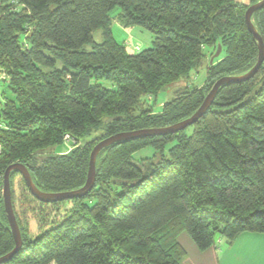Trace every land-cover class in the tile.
I'll list each match as a JSON object with an SVG mask.
<instances>
[{"label": "trees", "instance_id": "1", "mask_svg": "<svg viewBox=\"0 0 264 264\" xmlns=\"http://www.w3.org/2000/svg\"><path fill=\"white\" fill-rule=\"evenodd\" d=\"M247 1L0 0V78L15 97L0 102V188L18 163L43 192L78 190L100 141L194 115L220 78L258 61L245 13L261 0ZM117 7L119 23L149 31L152 47L131 54L115 39ZM252 19L264 40V8ZM219 45L211 64L205 50L212 58ZM203 67L204 84L190 85ZM171 86L173 98L152 113L146 97ZM95 133L102 137L78 146ZM64 143L72 147L59 152ZM145 148L153 155L137 159ZM11 187L23 248L5 264H181L183 232L202 251L218 238L231 245L262 234L264 64L253 79L222 86L185 130L104 149L84 198L43 203L17 171ZM14 248L0 193V258Z\"/></svg>", "mask_w": 264, "mask_h": 264}, {"label": "water", "instance_id": "2", "mask_svg": "<svg viewBox=\"0 0 264 264\" xmlns=\"http://www.w3.org/2000/svg\"><path fill=\"white\" fill-rule=\"evenodd\" d=\"M264 8V0H261L251 5L245 13V21L249 32L253 35L257 47H258V61L255 66L247 73L235 76H225L220 78L212 87L208 95L205 97L202 105L190 118L176 123L172 126L155 129H142L131 132H122L110 136L100 141L93 149L90 155L89 172L85 185L74 191L62 192V193H46L41 191L34 183L28 168L22 164H13L9 166L3 175V202L5 207V213L10 226V230L15 242V248L7 255L0 258V264H5L13 259L23 248V238L18 224L16 214L13 207L12 199V187H11V173L17 171L24 179L30 193L39 201L47 204L58 203L66 200H72L75 198H84L87 196L95 185L96 180V165L99 154L106 148L113 144L120 142H129L138 139L154 137V136H167L173 135L186 128L196 124L211 108L220 88L226 84H238L253 79L260 71L264 64V40L261 34L256 29L253 23V15ZM222 53V46H218L216 54L211 58V64L214 63L215 59L218 58Z\"/></svg>", "mask_w": 264, "mask_h": 264}, {"label": "rangeland", "instance_id": "3", "mask_svg": "<svg viewBox=\"0 0 264 264\" xmlns=\"http://www.w3.org/2000/svg\"><path fill=\"white\" fill-rule=\"evenodd\" d=\"M241 1H243L245 4L250 3L247 0H241ZM250 6L251 5H248V7H250ZM120 13H121V9L119 7L115 8L110 13L111 18H112L113 35H114L115 39L120 43H124L127 46L129 53H131V54H137L140 51H143L145 49L152 47L153 41H154V36L149 31H147L146 29H143L141 27H132L129 29L124 28L121 25V23H119V17L118 16ZM94 37H95L96 42L102 41L100 33H96ZM86 49L90 50L91 45H88ZM215 54L216 53H214V55ZM210 55H211L210 49H206L205 50V57L208 60H209V58L211 60ZM206 76H207L206 68L203 67L202 69H200V71L198 73L191 75L192 78L189 79V83H190V85H193V86H201L206 81ZM2 78H5V76H2L0 78V102L3 101V95H2L3 93L5 94V98H7L9 100H15L13 93L8 89V85L2 81ZM172 87L173 86H171L168 90H165L163 92L161 91L156 98L146 97L147 99L144 100V103L147 106V108L149 107L151 109L152 113H155V112L157 113V112H160L161 110H163L164 109L163 108L164 102L173 98V93L175 90L174 91L171 90ZM100 137H102V135L100 133H95V134L91 135L90 138H86L85 140L80 141L78 143V146H83V144L86 141L96 140ZM71 147H72L71 143L70 144L64 143L57 150L59 152H65V151L69 150ZM151 155H153V149L152 148H145L144 150H141L136 157H137V159H140V158H144V157L151 156ZM16 189H17V191H19L18 187H16ZM1 194L3 195V193H1ZM16 194H18V192ZM16 211H18L19 213L22 212L21 207H20V209H19V207H16ZM182 234H183V236L181 237L180 241L183 243L182 244L183 247L185 246L186 248L190 249L189 244L195 245L193 238L188 233L183 232ZM182 238H186V239L183 240ZM218 240H219V238H218ZM218 240H216V243L218 242ZM187 241H189V243ZM225 246H226V243H225Z\"/></svg>", "mask_w": 264, "mask_h": 264}, {"label": "crops", "instance_id": "4", "mask_svg": "<svg viewBox=\"0 0 264 264\" xmlns=\"http://www.w3.org/2000/svg\"><path fill=\"white\" fill-rule=\"evenodd\" d=\"M182 236L178 237L181 245ZM224 241L219 238L214 246L204 251L193 243L189 244L190 249L184 246L187 255L181 264H264V233H243L231 245Z\"/></svg>", "mask_w": 264, "mask_h": 264}, {"label": "built area", "instance_id": "5", "mask_svg": "<svg viewBox=\"0 0 264 264\" xmlns=\"http://www.w3.org/2000/svg\"><path fill=\"white\" fill-rule=\"evenodd\" d=\"M71 136L70 135H66L65 137H64V140L66 141V142H70L71 141ZM0 180H1V177H0ZM0 193H3V188H0Z\"/></svg>", "mask_w": 264, "mask_h": 264}]
</instances>
